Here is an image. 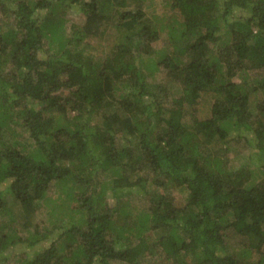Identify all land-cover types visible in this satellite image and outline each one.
Segmentation results:
<instances>
[{
	"label": "trees",
	"instance_id": "obj_1",
	"mask_svg": "<svg viewBox=\"0 0 264 264\" xmlns=\"http://www.w3.org/2000/svg\"><path fill=\"white\" fill-rule=\"evenodd\" d=\"M161 1L175 14L158 27L144 0H0L10 19L0 61L11 66L0 74V216L9 194L34 227L22 239L13 216L0 224V264L22 240L50 236L31 221L42 202L72 223L11 264H264V93L251 99L264 79L245 82L264 69V0ZM70 7L82 16L65 33ZM107 26L121 33L112 50L84 54ZM161 66L180 90L167 105L145 71ZM206 92L215 96L207 117L184 120ZM230 140H243L247 161H229ZM53 184L68 202L46 197ZM173 187L181 201L159 191ZM125 191L148 206L134 215Z\"/></svg>",
	"mask_w": 264,
	"mask_h": 264
},
{
	"label": "rangeland",
	"instance_id": "obj_2",
	"mask_svg": "<svg viewBox=\"0 0 264 264\" xmlns=\"http://www.w3.org/2000/svg\"><path fill=\"white\" fill-rule=\"evenodd\" d=\"M101 1V0H100ZM100 4V3H99ZM143 9L145 10V16L149 19L150 24L156 25L158 27H161L160 24L169 23L171 21V17L175 14L173 11H171L168 7L163 5V2L161 0H144L143 2ZM103 5V4H102ZM67 15H65V27L67 30H65V33H68L70 23L72 22H80L82 14L73 7H70L67 10ZM116 18V16L114 17ZM10 24V19L7 15L3 14L0 11V33L3 32ZM104 34L100 37H95L92 39V41H87L85 45H83V53L88 54L89 52H92L96 55V57L100 55H104L108 51L112 50V43L116 42L117 40L121 39L120 35L121 33L116 32L115 28L112 26H107ZM167 44V33L165 30L159 32V39L152 43V46L155 50H162L166 47ZM44 51H47V45L44 44ZM152 55L158 56L156 53H153ZM2 57V56H1ZM4 58H1L0 61V74H6L8 71H11L10 63L6 62L4 63ZM162 67V66H161ZM145 71L149 73L148 81L153 84L157 85L152 88V92H160L164 95V101L165 104H169L173 97L179 96L180 90L173 79H169L167 76V71L164 67L160 68L158 70L150 71L145 68ZM235 81H241V75L238 72H235L233 78ZM264 79V69L259 70H250L247 73V77L245 78V82H247L248 87L252 88L251 86H257L259 81ZM161 85L163 86V90L161 89ZM8 90V89H7ZM264 93V89L258 88L255 90V93L252 94L251 99L254 103L258 102L260 99H262ZM161 94V96H162ZM215 99V96L212 92H206L203 93L193 104L188 103L185 105L184 111H185V119L186 121H191V116L189 115H195L199 119L206 118L209 114L210 106L213 103ZM37 102V101H34ZM38 104V105H37ZM36 107L41 108L43 106V102L38 103L37 102ZM14 112V111H13ZM55 114V112H53ZM45 114H50V111H45ZM74 115L73 111H70L68 114H66V118L69 120ZM64 121V120H63ZM17 131L22 132L23 130L20 129V127L16 128ZM24 132V131H23ZM26 134L24 132V136L19 135L20 139L25 137ZM218 143V141H216ZM214 143V142H213ZM219 141L220 146H224L225 143ZM228 158L229 161L232 162V164L239 165L240 163H243L244 161H247L246 156L248 154V149L245 147L243 140H230L228 143ZM255 169L253 166H250ZM127 172V169L125 170V174ZM143 172H139L138 175L142 174ZM134 172L129 173L130 176H135ZM258 172L255 173V175ZM60 186V184H59ZM61 187V186H60ZM57 188V189H56ZM62 188H59L58 185H52L49 188V191L45 194L46 197H50L52 200H56L58 203L62 202H68V199L66 196L62 193ZM159 191L165 195H171L175 201H181L183 196H185V192L180 193L176 187H173L172 189H159ZM127 195L124 196L121 203H125L124 201H128L127 203L133 204L134 209H132V213L134 215L137 214L138 209H145L148 206L147 198L144 197V195L135 194L133 191H125ZM6 199H8V208L11 211L10 214H6L5 216H0V224L6 223L8 217L13 216V219L15 221L14 225L17 226L18 232L21 235L22 239L27 237V234L34 231V227L30 226V231L25 229L23 220H19L17 217L21 214L18 212L19 210L18 205H16L12 199V196L9 194H6ZM65 204V203H64ZM126 204V203H125ZM52 207V204H50ZM48 208L45 204V202H42L39 204V206L36 208V211L34 212V215L31 218V221L33 223H36L37 229L40 231L44 227H48L50 229V236L46 240L38 241L35 246L29 247L27 245L26 240H22L23 243H19L18 245L6 250V263H15V260L18 259V257L24 253L27 254L29 257L34 256V254L45 247H48L52 239L54 240L55 237L63 230V228H67L66 226H69L70 223H72V219L70 218V212L67 209H56L53 215L47 212ZM10 219V218H9ZM26 220V219H25ZM10 221V220H9ZM28 222V221H26ZM57 243V240L54 241V243ZM235 244V240H230V245L233 246ZM147 263V262H146ZM114 264H122V263H114ZM160 264H167L165 260H162Z\"/></svg>",
	"mask_w": 264,
	"mask_h": 264
}]
</instances>
